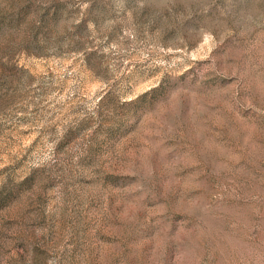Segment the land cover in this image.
I'll return each instance as SVG.
<instances>
[{"label": "rangeland", "instance_id": "obj_1", "mask_svg": "<svg viewBox=\"0 0 264 264\" xmlns=\"http://www.w3.org/2000/svg\"><path fill=\"white\" fill-rule=\"evenodd\" d=\"M0 264H264V0H0Z\"/></svg>", "mask_w": 264, "mask_h": 264}]
</instances>
